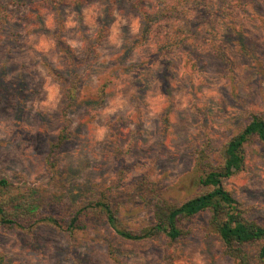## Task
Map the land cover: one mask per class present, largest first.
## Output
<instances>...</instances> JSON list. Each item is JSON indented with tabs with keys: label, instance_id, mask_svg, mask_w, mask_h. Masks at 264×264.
<instances>
[{
	"label": "rangeland",
	"instance_id": "374dc122",
	"mask_svg": "<svg viewBox=\"0 0 264 264\" xmlns=\"http://www.w3.org/2000/svg\"><path fill=\"white\" fill-rule=\"evenodd\" d=\"M41 1L2 2L0 178L32 187L42 197L53 195L69 202L105 192L113 208L120 209L127 222L125 228L150 226L154 223L152 207L146 202L145 190L137 186L142 179L150 178L167 189L172 200L182 202L196 194L192 177L195 153L206 139L212 143L214 159H218L222 148L246 126L250 116L264 119V0H231L223 7L220 2L212 5L216 20L222 15L234 25L227 28L216 21L219 24L214 39L215 46L224 49L232 61L233 72L209 43L212 39L204 31L207 25L193 23L199 10L192 12L183 25L174 23L175 30H179L175 34L186 38L181 48L163 51L153 58L151 48L144 47L142 54L135 49L125 58L130 44L140 34L133 36L130 31V18L139 17L132 6L137 0H125L115 10L129 21L120 29L124 43L117 49L107 37L100 47V53L115 58L105 63L100 58L90 72L82 60L83 50L76 49L77 70L88 79L87 93L105 79L110 85L101 106L79 104L68 116L74 137L62 154L58 178L53 180L45 157L49 142L62 128V106L51 113L38 110L36 104L43 99V84L49 75L43 62L53 65L49 55L59 53L45 32L56 33L53 10L44 8V29L32 23V7ZM85 1L80 10L65 8L68 41L80 40L81 31L94 35L109 20L100 0ZM111 17L109 35L118 22L117 15ZM49 18L53 21L51 28L47 26ZM240 36L246 56L240 52ZM42 41L54 44L48 54L39 50ZM62 65V69L55 68L65 71L63 60ZM150 94L153 107L159 111L146 120L141 108H146L143 102ZM117 95L127 101L125 108L110 117L105 139L93 142V131L105 127L104 120L97 119L99 112ZM127 167L124 180L118 183L120 171ZM224 186L251 211V218H264L262 143L250 142L245 170L226 180ZM209 218V213L201 214L190 236L174 242L164 235L129 242L110 227L90 231L81 242L71 241L53 227H43L35 234L0 228V252L6 254L8 264H231L224 256L221 240L214 235L208 237L204 231ZM110 250L115 252L114 257Z\"/></svg>",
	"mask_w": 264,
	"mask_h": 264
},
{
	"label": "trees",
	"instance_id": "16d2710c",
	"mask_svg": "<svg viewBox=\"0 0 264 264\" xmlns=\"http://www.w3.org/2000/svg\"><path fill=\"white\" fill-rule=\"evenodd\" d=\"M16 4L18 0H0V14L2 2ZM125 0H100L105 6L109 20L97 32L88 36L81 31V39L87 47L83 49L82 59L90 72L100 61V47L109 35L112 14ZM215 1V2H214ZM137 0L132 2L133 8L142 16L143 28L140 34L130 44V50L141 45L157 44L153 58H157L163 51H175L186 44V38L179 37L175 32L174 23H186V18L192 12L196 14L195 23L207 25L206 31L211 46L216 49L220 58L229 65L233 72V63L224 49L215 46V35L219 23L227 28L233 24L225 21L222 15L216 20L212 5L220 2L222 7L231 0ZM85 0H42L32 7L33 25L45 28V9H51L56 15V33L51 37L58 53H62L65 71L57 70L52 64L44 61L43 67L47 73L60 78L67 86L69 94L61 107L62 128L56 139L48 144L45 164L53 180L59 175L62 154L74 135L70 128V113L79 104L92 105L97 108L107 98L110 81L105 79L94 91L88 89V79H84L77 70L76 50L74 51L67 40V25L65 8H83ZM218 16V15H217ZM82 20L83 16L79 15ZM3 19V18H2ZM214 21L215 24L212 22ZM218 21L219 23H217ZM175 31V32H174ZM205 34V35H206ZM241 53L246 56L245 44L239 38ZM126 60V59H125ZM87 81V82H86ZM92 99V100H90ZM89 100V101H88ZM256 140L264 145V119L258 115L250 116L244 128L237 131L214 159V149L207 138L195 153L192 177L196 194L182 202L172 200L168 190L157 185L150 178L142 179L137 186L142 187L146 194L147 203L152 207L153 224L136 229L125 228L119 208H113L109 194L103 192L82 201L69 202L60 200L56 196L42 197L32 187L24 188L16 185L7 178H0V228L5 231H17L35 234L43 227H53L67 234L71 241L81 242L90 231H98L102 227H110L123 240L129 242H143L164 235L170 242L186 238L192 233L197 218L203 213H209L210 218L204 231L208 237L217 236L223 244L224 256L231 264H264V218H251V211L239 202L225 186L224 182L246 167V150L250 142ZM119 173L118 183L124 180L125 171ZM109 248H112L109 247ZM110 256L115 252L110 250ZM255 253L254 257L251 253ZM0 264H8L6 254L0 252Z\"/></svg>",
	"mask_w": 264,
	"mask_h": 264
},
{
	"label": "clouds",
	"instance_id": "9594fccd",
	"mask_svg": "<svg viewBox=\"0 0 264 264\" xmlns=\"http://www.w3.org/2000/svg\"><path fill=\"white\" fill-rule=\"evenodd\" d=\"M94 12L98 11V9H93ZM113 15H117L118 22L115 24L111 30V34L108 36V41L110 44L114 45L117 49H119L122 44L124 43L122 39V33L120 31L121 25L128 24L129 21L124 20L122 17L119 16L118 13H113ZM131 20V27L130 31L133 36H137L143 28L142 23V16L141 17H134L130 18ZM47 26L49 28L53 27V21L51 18L47 21ZM72 24H69L68 27H72ZM72 49L75 51L76 49H85L87 47L86 42H84L82 39L77 41H68ZM144 47H150L153 52L157 50L158 45L157 44H149V45H141L136 49L138 54H142ZM54 48V44L52 42H43L40 45L41 51H44L45 54H48L49 49ZM101 56V63L107 62V59L115 58V57H107L104 53H99ZM62 57L63 54H51L49 55V59L52 61L54 67L58 69H62ZM154 67H158L154 66ZM123 79H130V77H123ZM123 86V85H119ZM175 86V85H174ZM69 91L67 86L64 84V82L58 78L57 76L49 73V75L46 77L43 89H42V97L43 99L40 100L36 104V108L38 110H44L46 112H56L60 109L62 106V103L65 101L66 97L68 96ZM215 95V93H213ZM145 107L141 108L142 113H146L145 119H151L152 117H155L157 115V112L159 109H156L153 107V101L151 98V94L148 98L145 99L143 102ZM127 104V101L123 98H121L119 95L115 96L109 101L108 107L102 109L99 112V115L97 116V119H103L105 122V127L103 128H97L92 133V139L93 142L97 141H103L105 139L106 134L110 131V128L107 126V122L109 121L110 117L115 114L117 111L125 108V105ZM96 115V113H94Z\"/></svg>",
	"mask_w": 264,
	"mask_h": 264
}]
</instances>
